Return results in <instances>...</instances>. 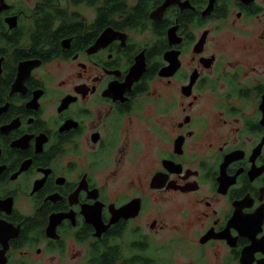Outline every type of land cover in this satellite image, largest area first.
Here are the masks:
<instances>
[{"label": "flooded vegetation", "instance_id": "flooded-vegetation-1", "mask_svg": "<svg viewBox=\"0 0 264 264\" xmlns=\"http://www.w3.org/2000/svg\"><path fill=\"white\" fill-rule=\"evenodd\" d=\"M165 2L0 0V264H264V0Z\"/></svg>", "mask_w": 264, "mask_h": 264}, {"label": "water", "instance_id": "water-1", "mask_svg": "<svg viewBox=\"0 0 264 264\" xmlns=\"http://www.w3.org/2000/svg\"><path fill=\"white\" fill-rule=\"evenodd\" d=\"M171 2H172V0H166V2L158 9V10H156L153 14H152V18L154 17L155 18V16L156 15H160V16H162L163 15V13L165 12V10L167 9V7L171 4ZM210 9H208V11H209ZM174 30V31H173ZM173 30H170L169 31V36H171L172 37V35L175 33V29H173ZM129 210V211H128ZM132 210V209H131ZM131 210H130V208H129V206H125V207H123V208H121L119 211H120V214H121V216H125V217H127V216H129L131 213ZM140 210V208H137L136 209V212H138ZM123 214V215H122Z\"/></svg>", "mask_w": 264, "mask_h": 264}, {"label": "trees", "instance_id": "trees-1", "mask_svg": "<svg viewBox=\"0 0 264 264\" xmlns=\"http://www.w3.org/2000/svg\"><path fill=\"white\" fill-rule=\"evenodd\" d=\"M116 1H121V0H116ZM138 1H140V6L138 5V8H141L142 12L144 10L150 11L156 2V0H138ZM131 15L133 16V13H131Z\"/></svg>", "mask_w": 264, "mask_h": 264}, {"label": "rangeland", "instance_id": "rangeland-1", "mask_svg": "<svg viewBox=\"0 0 264 264\" xmlns=\"http://www.w3.org/2000/svg\"><path fill=\"white\" fill-rule=\"evenodd\" d=\"M174 41H176V40H174ZM181 247V246H180ZM180 247H178V248H176V249H174V248H172L173 249V252H170V251H166L165 253H162V255H168V254H173L175 257H178V256H180L179 255V253H178V249L180 248ZM171 248V247H170Z\"/></svg>", "mask_w": 264, "mask_h": 264}]
</instances>
